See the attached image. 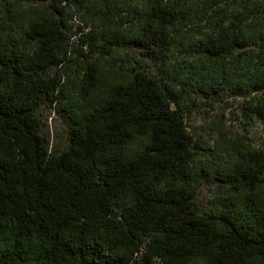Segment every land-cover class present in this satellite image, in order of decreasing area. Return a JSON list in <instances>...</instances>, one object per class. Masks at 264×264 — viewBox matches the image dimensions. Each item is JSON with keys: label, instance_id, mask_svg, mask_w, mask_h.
Masks as SVG:
<instances>
[{"label": "trees", "instance_id": "trees-1", "mask_svg": "<svg viewBox=\"0 0 264 264\" xmlns=\"http://www.w3.org/2000/svg\"><path fill=\"white\" fill-rule=\"evenodd\" d=\"M27 2L43 8L21 16ZM73 9L91 31L73 28ZM0 12V264H264V145L225 139L196 161L187 124L200 102L264 91V0H0ZM54 106L62 151L40 117ZM246 111L264 123V98ZM203 181L219 190L206 214Z\"/></svg>", "mask_w": 264, "mask_h": 264}, {"label": "rangeland", "instance_id": "rangeland-1", "mask_svg": "<svg viewBox=\"0 0 264 264\" xmlns=\"http://www.w3.org/2000/svg\"><path fill=\"white\" fill-rule=\"evenodd\" d=\"M30 8H43L41 4L36 2H27L25 8L20 10V15H29ZM72 26L75 30L82 27L83 32L92 30V23L87 18L85 12H78L73 9ZM1 15V12H0ZM78 37L82 34L77 32ZM75 51L72 54L74 60H81L80 54L86 52L81 47L77 39L74 38ZM123 60L132 61V65L136 66L137 61L142 68L153 76H161L163 65L161 63L152 62L143 59L138 51H123L116 55ZM132 67V66H129ZM82 65H73L72 70H68L64 77L66 87L74 90V84L77 82L78 73L82 71ZM79 71V72H77ZM264 91L253 92L245 96H225L215 97L213 99L200 102L190 112L187 119L188 130L198 142L200 150L197 152L196 161L209 162L215 157L214 151L219 150V145L225 139H242L247 138L256 148L264 145V123L257 118H250L247 115L246 108L249 103L256 105L257 101L263 100ZM43 121V133L50 136L51 148L53 150L62 151L68 144L67 130L68 123L58 112V106L53 108L45 107L40 112ZM219 194L216 184H208L204 181L198 186V195L196 203L201 214H206L212 208V200Z\"/></svg>", "mask_w": 264, "mask_h": 264}]
</instances>
